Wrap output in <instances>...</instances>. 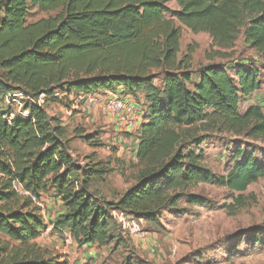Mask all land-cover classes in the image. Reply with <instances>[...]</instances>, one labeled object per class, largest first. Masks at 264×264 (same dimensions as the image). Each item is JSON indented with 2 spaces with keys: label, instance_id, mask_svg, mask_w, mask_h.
<instances>
[{
  "label": "trees",
  "instance_id": "obj_1",
  "mask_svg": "<svg viewBox=\"0 0 264 264\" xmlns=\"http://www.w3.org/2000/svg\"><path fill=\"white\" fill-rule=\"evenodd\" d=\"M32 7L53 15L27 22ZM180 25L208 33L218 56H226L221 49H230L240 34L264 56V0H0V264H67L37 242L46 229L37 201L50 190L64 209L55 231H67L77 247L110 246L109 259L133 246L111 211L158 232L162 211L186 212L181 199L212 206L190 191L199 183L228 189L231 212L243 206L234 192L264 176V161L236 147L232 166L219 175L204 164L201 144L214 130L264 141L261 107L239 111L240 97L260 89L259 72L238 64L234 80L210 64L193 81L194 50L180 53ZM119 88L121 97L143 95V121L135 161L122 172L131 183L111 200L94 185L108 164H78L59 118L26 102L27 116L8 119L2 107L13 93L58 102L56 90L77 97ZM245 238L261 242L256 232ZM130 256L125 264H141Z\"/></svg>",
  "mask_w": 264,
  "mask_h": 264
},
{
  "label": "rangeland",
  "instance_id": "obj_2",
  "mask_svg": "<svg viewBox=\"0 0 264 264\" xmlns=\"http://www.w3.org/2000/svg\"><path fill=\"white\" fill-rule=\"evenodd\" d=\"M168 6L171 9L177 7L173 1ZM49 15L53 13H45L32 7L26 20L33 22ZM180 29V53H185L188 47L194 50L191 67L193 81L197 77L198 69L205 65L222 67L234 80L236 65H251L259 72L261 87L247 97H240L239 111L242 113L249 106L258 105L264 112V56L245 45L241 34L230 49H221L226 56H218L215 54L218 49L212 45L208 33H194L183 25H180ZM154 83L156 86L161 84L160 80ZM54 94L61 100L52 102L42 96L40 107L50 117L59 118L66 127L70 154L78 164L84 165L88 161L108 164L109 172L101 181H95L94 185L105 198H114L131 183L124 179L122 172L127 173L129 164L135 161V135L127 130L128 133L120 131L116 135L119 141L114 140L112 144L110 140L113 139V131L109 125L112 124V119L107 120V124L103 117L108 115L103 110L98 118L92 120L80 110L81 101H76L75 96H66L59 90L54 91ZM107 98L102 97L101 107L107 104ZM37 99L34 98L33 101ZM31 100L30 97L16 94L13 101L4 99L2 107L8 116L25 117L28 110L24 109V105L26 102L32 103ZM204 135L201 144L205 156L204 164L216 174L224 175L230 169L236 147L251 153L256 160L264 161V141L247 139L220 130L206 132ZM120 149L123 153L117 155ZM190 191L205 196L212 206H187L181 199L178 205L186 208V212L178 214L171 210L162 211L160 220L164 229L158 232L150 230L145 222L136 220L139 232H125L131 237L133 246L114 253L111 260L108 258L109 254L102 255L103 250L100 249V257L94 264H125L124 259L128 254L141 264H264V176L249 184L245 190L234 192V195H241L243 202V206L234 212L226 206L233 200L230 197L231 192L225 187L199 183ZM37 204L42 209L46 225L37 242L52 251L56 255L55 259L59 257V262L67 258L71 261L72 251L69 250L68 254L61 252L62 247L66 249L71 246L70 241L66 242L68 236L57 233L54 227L56 219L63 211L59 197L50 190L40 197ZM253 232L258 233L261 242L253 243L245 238Z\"/></svg>",
  "mask_w": 264,
  "mask_h": 264
},
{
  "label": "crops",
  "instance_id": "obj_3",
  "mask_svg": "<svg viewBox=\"0 0 264 264\" xmlns=\"http://www.w3.org/2000/svg\"><path fill=\"white\" fill-rule=\"evenodd\" d=\"M122 89L119 88L117 89L115 92L118 93L120 95V91ZM121 97V95H120ZM122 98L125 100V101H128L130 102L135 111L134 113L132 114L131 118L134 120V123L129 125L126 130L133 133V135H135L137 132H138V127L139 125L141 124V122L143 121L142 120V116L140 114V107H141V104H142V107H143V103H144V99H143V95L142 94H139L137 99H134L133 97L131 96H122ZM80 105H81V108L80 110H82V112L84 114H88L90 116V119H95V118H98L99 117V113H103L102 112V109L100 107V104H97V105H94L93 107L91 108H87L84 106V101L80 102ZM61 110V109H60ZM103 119H105L107 122V120L109 121V119H112V121L114 120L112 117H103ZM114 122H112V124H109V122H107V124L111 125V128H112V131H113V139H111L110 141H112L111 143L113 144L114 140L116 141H119L118 137L116 136L119 132V130H117V124L114 125L113 124ZM126 131V132H127ZM128 133V132H127ZM120 136V135H119ZM134 137V136H133ZM135 138V137H134ZM135 147H134V156H135V153H136V146H137V138H135ZM122 147H124V145H122ZM122 150L120 149L119 152H117L116 154L117 155H121ZM120 194V193H119ZM115 195V194H114ZM115 197H117V194L115 195ZM114 197V198H115ZM114 198H110L108 200H111V199H114ZM63 209V208H62ZM64 212V209L63 211L60 213V215ZM63 234L68 236V240H66V242L69 243L70 241V245L71 246H67V251H65V247L61 248V252L63 253H69V250L72 251L71 253L73 254L71 256V261L69 258H67V260H69L71 263H67V264H94L97 259L100 257V253H98V251L100 249H102L103 251L101 252L102 255H108L109 254V251H110V246H103V247H97L95 245H89V244H85L81 247H78V249H74L75 247H77L76 243L74 242V240L70 237L69 233L67 231H63ZM77 251L79 253H77ZM59 252V253H61ZM76 258V259H75ZM66 260V261H67ZM68 262V261H67Z\"/></svg>",
  "mask_w": 264,
  "mask_h": 264
},
{
  "label": "built area",
  "instance_id": "obj_4",
  "mask_svg": "<svg viewBox=\"0 0 264 264\" xmlns=\"http://www.w3.org/2000/svg\"><path fill=\"white\" fill-rule=\"evenodd\" d=\"M16 94H20L21 97L29 98L22 93H13L8 95L6 99L13 101ZM42 96L43 94L38 97L37 101H33L32 99V103L40 106L42 102L40 99ZM102 97H108L107 104L102 107L100 106L103 112L114 119L112 122H114V125L117 124V130H119V132L126 131V128L134 123L131 116L135 109L130 102L125 101L118 93L111 91L91 95H79L76 97V101H84V106L91 108L94 105L100 104ZM9 118H12V116H9L8 119ZM16 187L18 186L16 185ZM110 215L120 224L123 231L129 232L130 234L139 232L138 224L132 217L118 211H111Z\"/></svg>",
  "mask_w": 264,
  "mask_h": 264
}]
</instances>
